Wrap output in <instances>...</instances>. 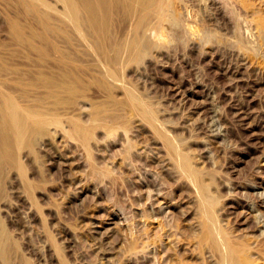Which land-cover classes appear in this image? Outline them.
Returning <instances> with one entry per match:
<instances>
[{"label": "rangeland", "instance_id": "obj_1", "mask_svg": "<svg viewBox=\"0 0 264 264\" xmlns=\"http://www.w3.org/2000/svg\"><path fill=\"white\" fill-rule=\"evenodd\" d=\"M108 1L0 0V264H264V0Z\"/></svg>", "mask_w": 264, "mask_h": 264}, {"label": "bare ground", "instance_id": "obj_2", "mask_svg": "<svg viewBox=\"0 0 264 264\" xmlns=\"http://www.w3.org/2000/svg\"><path fill=\"white\" fill-rule=\"evenodd\" d=\"M60 1L64 4L65 11H68V16H69L70 20L72 22H76L78 20L77 11H81V7L77 6V2H76L77 0H60ZM83 3H84L83 9H85V11H95L91 7L92 6V0H83ZM109 4L110 3L108 0H100V3H99L100 7H99V9H97V11H109V7H110ZM161 7H162V5H161ZM254 20H256L254 22L257 23L256 29L258 30V33H260V35L259 34L258 35L261 36V34H263L262 31L264 30V17L260 13H259V15H256V13H255ZM253 24H255V23H253ZM253 30H255V27ZM262 40H263L262 37H260V38H258L257 41L262 42ZM252 41H253V39H252ZM255 42H256V37H255ZM255 42H254V44H255ZM261 44L262 43H260V45ZM240 46H241V44H240ZM257 49H258V47H257ZM251 57H253V56H251ZM250 59H252V58H250ZM253 60H254V58H253ZM255 60L257 61V59H255ZM258 60H259V58H258ZM135 100L136 99L133 97L134 102H135ZM137 106H138V104H137ZM140 107L141 106H139V108ZM140 112L145 117V119L147 121L151 122V119L153 120V118L151 117V111L149 109H147L145 106L141 108ZM165 142L167 143L168 147L175 153V155L179 154L178 153L179 151L177 152V150H178L177 146L172 140L165 138ZM184 164H186V163H184V162L180 163V168L182 170H185V168H188L187 166L185 167ZM182 167H185V168H182ZM189 169H186V171L188 172ZM186 171H184V174H186ZM186 176L193 182H195L197 180V177H198L196 172L190 171V170L186 174ZM199 193H200V202H199L200 203V213H201V216L203 218L202 226H203V230L205 233V239L210 242L212 247L217 252L220 253L219 255L221 257V263L222 264H239L237 261L235 250H234V248H233V246H232V244L228 238V235L226 233H224L221 229H219V227H217V225H216V221L214 219L215 217L213 216V213H212V207L216 204L214 199L211 197H208V195L206 194L207 192L205 193V191L202 188H200ZM246 261H247V256H246ZM239 262H241V261H239Z\"/></svg>", "mask_w": 264, "mask_h": 264}]
</instances>
